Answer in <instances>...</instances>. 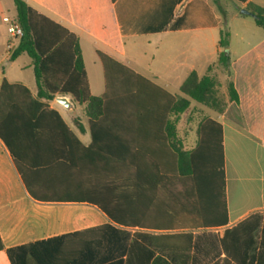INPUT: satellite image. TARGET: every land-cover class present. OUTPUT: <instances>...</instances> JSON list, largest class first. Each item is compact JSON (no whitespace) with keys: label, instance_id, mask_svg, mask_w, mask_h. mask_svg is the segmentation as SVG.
Instances as JSON below:
<instances>
[{"label":"crops","instance_id":"0c3cea01","mask_svg":"<svg viewBox=\"0 0 264 264\" xmlns=\"http://www.w3.org/2000/svg\"><path fill=\"white\" fill-rule=\"evenodd\" d=\"M24 1L78 37L90 91L95 97L106 92L99 52L176 97L183 96L181 86L192 72L202 77L209 67L218 64L223 17L211 0ZM233 2L241 9L250 3L264 7V0ZM14 6L13 0H0V88L7 80L26 86L36 96L32 60L16 65L26 54L15 61L8 56L19 43L9 34L4 20L15 21ZM231 15L233 20H247V15L239 12ZM228 30L230 67L235 71L233 83L239 97L238 102L229 100L219 121L223 128L228 223L215 227L176 226L171 230L153 228L165 221L170 208L177 210V197L183 191V177L176 170L177 150L171 143L178 142L184 151L197 146L186 147L180 126L183 115L173 137L167 125L113 128L114 134L99 140L91 155L77 147H67L65 140L44 141L41 149L33 142L26 143L22 150L26 179L36 198L0 139V237L4 245L0 264H149L151 252L172 264H264V38L254 30L259 42L233 59V32L229 27ZM7 66L19 69L14 71L13 80ZM29 70L32 78L24 75ZM58 97L62 96L49 102L50 107L59 112L84 147L91 146L85 106L81 105L80 113L72 96H66L71 109L59 103ZM133 141L149 148L161 147V154L143 157L142 161L174 164V172L134 171L129 166L133 156L128 151L120 157L117 153L122 145L132 147ZM102 147L112 149L113 155L103 154ZM70 162L83 169L78 179L66 178V164ZM54 170L56 175L51 173ZM140 178L162 182L152 189L149 182L136 184ZM76 185L83 195L102 203L119 221L90 202L58 201V197L70 193L66 189ZM179 233L188 236L189 252L167 246V239H156ZM156 242L165 246L156 247ZM169 242L175 243L173 239Z\"/></svg>","mask_w":264,"mask_h":264},{"label":"trees","instance_id":"16d2710c","mask_svg":"<svg viewBox=\"0 0 264 264\" xmlns=\"http://www.w3.org/2000/svg\"><path fill=\"white\" fill-rule=\"evenodd\" d=\"M13 3L16 8L15 21L22 28L23 35L12 51L10 61H15L23 54L32 60L38 93L34 96L24 85L3 81L0 88V139L9 150L19 174L34 198L36 196L26 179L27 167L22 155L26 143L33 142L41 149L44 141L65 140L67 147L71 149L77 147L91 155L97 150L99 140L114 134L113 128L167 125L168 133L172 137L175 136V126L181 116L189 111L192 102H197L218 114L225 111L226 102L218 93L217 81L209 74L212 67H209L208 73L202 77L192 72L181 86L183 96L176 97L101 52L98 55L105 72L106 92L102 97L93 96L78 37L64 26L34 10L24 0H13ZM211 3L223 17L219 43L222 50L218 56V64L228 70L230 32L227 27V16L221 0H211ZM242 10L238 8L239 14L246 15ZM245 10L250 12L256 24L264 31V7L250 3ZM228 93L230 101L238 102L239 97L233 81L228 84ZM67 95L72 96L76 103L85 106L84 111L89 120L92 136V144L87 148L68 127L59 112L49 105L57 96ZM177 145L175 142L171 143L172 148L177 150L179 160L176 170L183 177L181 180L183 191L180 197H177L179 207L177 210L170 208L165 213V221L154 225L153 228L171 230L176 226L187 228L193 225L201 227L226 225L228 209L222 124L212 118L205 119L199 124L198 142L193 150L184 151ZM131 146L126 149L127 147L122 145L117 149V153L120 157L128 151L133 156V162L129 166L134 171L174 172V164H147L142 161L143 157L161 154L163 152L161 147L149 148L137 141H133ZM101 150L103 154L113 155L109 147H102ZM82 172L83 169L78 163L66 164V178L78 179ZM51 173L56 175L55 170ZM143 182H149L153 189L154 184L162 181L155 179L143 181L141 178L135 180L136 184ZM66 190H70V193L66 194V197H58V201L90 202L103 210L112 220L119 221L102 203H95L93 198L83 195L78 185ZM156 239H167V246H177L185 252L190 250L189 238L183 233L173 236L162 235ZM170 239L175 243H170ZM153 245L165 246L157 242ZM3 249L0 237V251ZM149 264L172 262L151 252Z\"/></svg>","mask_w":264,"mask_h":264},{"label":"rangeland","instance_id":"374dc122","mask_svg":"<svg viewBox=\"0 0 264 264\" xmlns=\"http://www.w3.org/2000/svg\"><path fill=\"white\" fill-rule=\"evenodd\" d=\"M223 5V9L227 16V25L233 32V47L234 51L232 54L233 59L237 58V55L241 53L245 49L251 48L254 44L259 42V38L257 35L252 33L254 30L259 32L262 38H264V31L261 27L256 25L255 18L252 15L244 16V19L247 20H233L232 15L233 13L238 12V7L232 0H221ZM15 7V6H14ZM244 21V22H243ZM247 21V22H246ZM249 24H245L248 23ZM12 54V49L9 50L8 56L10 57ZM31 61V59L27 55H23L16 65H23L25 62ZM12 67V66H11ZM7 66L9 72V78L11 80L14 79V71H18L19 69L11 68ZM209 74L217 81V90L219 95L224 98L226 102V108L229 105V93H228V84L230 81H233L235 76V71L232 70L230 67L228 70L223 68L221 65L217 64L216 66L212 67ZM24 75L29 78L33 77V73L29 70V72L24 73ZM236 111L238 106L234 105ZM82 106L77 104V109L80 113H82ZM212 118L217 121H222V114L216 113L214 110L209 109L203 105L198 104L197 102H193V106L183 114L180 126L181 132L183 135V139L185 141L187 149H192L196 146L197 139H198V126L200 122L205 119ZM234 120L238 122V114L235 113Z\"/></svg>","mask_w":264,"mask_h":264},{"label":"built area","instance_id":"2783aa9c","mask_svg":"<svg viewBox=\"0 0 264 264\" xmlns=\"http://www.w3.org/2000/svg\"><path fill=\"white\" fill-rule=\"evenodd\" d=\"M4 20L8 24L9 34L15 39H20L23 35V31H22V28L20 27V25L16 21H13L9 18H5Z\"/></svg>","mask_w":264,"mask_h":264},{"label":"water","instance_id":"95a60500","mask_svg":"<svg viewBox=\"0 0 264 264\" xmlns=\"http://www.w3.org/2000/svg\"><path fill=\"white\" fill-rule=\"evenodd\" d=\"M242 13L246 14V15H250V12L245 10V9L242 10ZM57 100L59 103H61L66 108H68V109L72 108V104H70V102L67 100L66 96L58 97Z\"/></svg>","mask_w":264,"mask_h":264}]
</instances>
